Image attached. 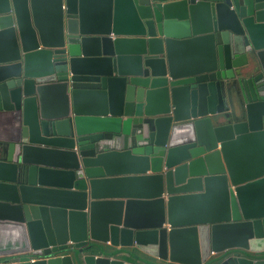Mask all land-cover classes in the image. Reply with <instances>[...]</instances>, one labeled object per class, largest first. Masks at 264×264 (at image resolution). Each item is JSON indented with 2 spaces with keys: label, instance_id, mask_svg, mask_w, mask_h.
I'll list each match as a JSON object with an SVG mask.
<instances>
[{
  "label": "water",
  "instance_id": "95a60500",
  "mask_svg": "<svg viewBox=\"0 0 264 264\" xmlns=\"http://www.w3.org/2000/svg\"><path fill=\"white\" fill-rule=\"evenodd\" d=\"M2 256L264 264V0H0Z\"/></svg>",
  "mask_w": 264,
  "mask_h": 264
},
{
  "label": "built area",
  "instance_id": "2783aa9c",
  "mask_svg": "<svg viewBox=\"0 0 264 264\" xmlns=\"http://www.w3.org/2000/svg\"><path fill=\"white\" fill-rule=\"evenodd\" d=\"M34 259H35L34 257H31V258H30V261H33ZM0 260H1V259H0Z\"/></svg>",
  "mask_w": 264,
  "mask_h": 264
},
{
  "label": "crops",
  "instance_id": "0c3cea01",
  "mask_svg": "<svg viewBox=\"0 0 264 264\" xmlns=\"http://www.w3.org/2000/svg\"><path fill=\"white\" fill-rule=\"evenodd\" d=\"M4 257L2 256V257H0V259H3Z\"/></svg>",
  "mask_w": 264,
  "mask_h": 264
}]
</instances>
